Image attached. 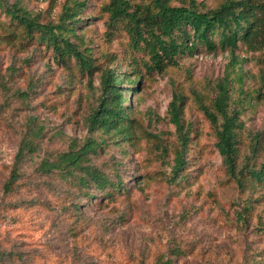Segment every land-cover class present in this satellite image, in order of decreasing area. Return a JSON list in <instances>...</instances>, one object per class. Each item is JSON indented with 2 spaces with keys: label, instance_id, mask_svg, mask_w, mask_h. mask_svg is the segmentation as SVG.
<instances>
[{
  "label": "rangeland",
  "instance_id": "374dc122",
  "mask_svg": "<svg viewBox=\"0 0 264 264\" xmlns=\"http://www.w3.org/2000/svg\"><path fill=\"white\" fill-rule=\"evenodd\" d=\"M191 1L201 11L222 2L169 3ZM0 2V251L18 254L21 264L264 263V187L239 189L228 177L202 112L224 76L226 52L198 47L162 73L149 72L142 65L148 57L131 50L126 34L107 29L101 13L107 0H87L76 30L80 40L71 38L76 45L82 40L80 50H91L95 69L87 75L73 60L58 64L50 48L28 42L6 13L21 7L40 24L56 23L67 0ZM236 54L245 60L246 93L238 103L243 131L237 164L250 156L251 138L259 135V150L250 160L258 168L264 163V47H240ZM113 66L130 77L135 68L141 76L127 96L131 139L111 136L90 164L110 177L119 173L122 190L113 199L90 193L87 201L72 181L40 173L39 166L82 144L98 103L100 72ZM175 94L189 140L183 178L173 184L166 178L181 147L168 114ZM37 128L42 133L34 139L35 151L23 157L18 183L5 193L18 148Z\"/></svg>",
  "mask_w": 264,
  "mask_h": 264
},
{
  "label": "trees",
  "instance_id": "16d2710c",
  "mask_svg": "<svg viewBox=\"0 0 264 264\" xmlns=\"http://www.w3.org/2000/svg\"><path fill=\"white\" fill-rule=\"evenodd\" d=\"M87 0H67L61 8L56 23L40 24L26 9L13 6L6 11L22 28L28 42L34 40L52 50L56 63L73 60L80 72L91 74L94 68L91 50L71 42L77 38L76 30ZM0 6L1 2H0ZM106 15L105 25L109 30L120 28L128 38L131 50L143 53L148 61L143 63L147 71L162 73L166 67L175 66L179 56H191L198 47L206 52H226L229 62L223 78L214 85V96L210 106H202V112L213 128L215 148L225 167L226 174L239 189L264 187V163L258 168L251 165V157L258 152L259 135L251 138L248 156L241 166L237 164L239 134L243 124L239 121L238 103L244 96V75L241 66L245 60L236 52L240 47L245 51L264 47V0H222L213 9L201 11L193 1L187 6H172L169 0H107L101 7ZM35 37V39H33ZM80 40V39H79ZM132 77L121 72L119 66L106 67L99 76V97L97 106L87 118V136L81 145L72 144L55 160L43 161L39 172H56L63 182L72 181L79 193L87 201L90 193L99 194L103 199H113L122 190V180L116 171L113 176L91 165L111 136L124 142L131 139L129 118L131 107L127 96L139 87L141 76L135 68H130ZM234 96L236 98L234 99ZM179 96L173 97L168 114L174 125L180 149L174 153L170 172L166 181L176 184L183 178L186 166L185 149L189 138L183 133ZM41 128L35 129L28 140L21 142L14 159L11 175L4 184V192L10 193L19 180V163L26 154L35 151L34 139L41 135ZM74 212L79 213V205L71 203ZM264 234V227H261ZM18 254L0 251V264H21ZM155 264H170L158 261ZM264 264V263H253Z\"/></svg>",
  "mask_w": 264,
  "mask_h": 264
}]
</instances>
